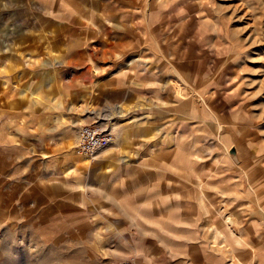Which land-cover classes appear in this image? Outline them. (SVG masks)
<instances>
[{
	"label": "rangeland",
	"instance_id": "rangeland-1",
	"mask_svg": "<svg viewBox=\"0 0 264 264\" xmlns=\"http://www.w3.org/2000/svg\"><path fill=\"white\" fill-rule=\"evenodd\" d=\"M124 260L264 264V0H0V264Z\"/></svg>",
	"mask_w": 264,
	"mask_h": 264
},
{
	"label": "built area",
	"instance_id": "built-area-1",
	"mask_svg": "<svg viewBox=\"0 0 264 264\" xmlns=\"http://www.w3.org/2000/svg\"><path fill=\"white\" fill-rule=\"evenodd\" d=\"M111 140L109 132L101 125L88 123L78 127L76 131V152L84 155L88 159L96 156L97 152L106 147ZM112 264H130L129 261H118Z\"/></svg>",
	"mask_w": 264,
	"mask_h": 264
},
{
	"label": "crops",
	"instance_id": "crops-1",
	"mask_svg": "<svg viewBox=\"0 0 264 264\" xmlns=\"http://www.w3.org/2000/svg\"><path fill=\"white\" fill-rule=\"evenodd\" d=\"M120 110H121V108H120ZM118 113H121V112H118ZM33 137H34V135H31V138L32 139H34ZM27 141H30V134H28V136H27ZM31 141L33 143V140H31Z\"/></svg>",
	"mask_w": 264,
	"mask_h": 264
}]
</instances>
